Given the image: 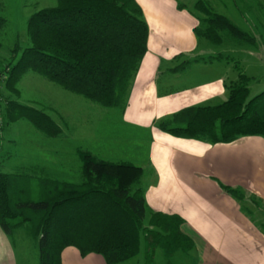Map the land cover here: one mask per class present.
Here are the masks:
<instances>
[{
  "label": "trees",
  "instance_id": "16d2710c",
  "mask_svg": "<svg viewBox=\"0 0 264 264\" xmlns=\"http://www.w3.org/2000/svg\"><path fill=\"white\" fill-rule=\"evenodd\" d=\"M177 6L185 8L182 3ZM192 8L199 13L196 36L214 45L227 37L242 46H257L253 35L216 12L207 0H195ZM3 22L0 20V28ZM26 33L29 44L20 50L16 43L11 49L6 75L0 69V85L16 92L20 78L34 72L104 108L126 105L130 84L147 51L149 33L135 0H57L27 19ZM234 67L237 79L226 86L228 96L222 103L182 109L171 118L156 121V126L177 137L211 144L242 136L264 137V90L250 96L252 77L235 61ZM4 101L6 122L27 119L49 137L60 133L45 111L11 99ZM78 155L79 184L50 179L32 182L26 175L0 172V228L9 235L27 227L38 246L39 264H62L61 253L68 246L82 256L99 254L106 264L134 258L142 240L147 261L156 248L167 259L176 251L193 248L191 237L181 231L180 216L154 211L144 223L146 204L138 186L141 167L103 160L85 150ZM220 186L238 201L245 198L240 188Z\"/></svg>",
  "mask_w": 264,
  "mask_h": 264
},
{
  "label": "crops",
  "instance_id": "0c3cea01",
  "mask_svg": "<svg viewBox=\"0 0 264 264\" xmlns=\"http://www.w3.org/2000/svg\"><path fill=\"white\" fill-rule=\"evenodd\" d=\"M135 1L142 9L149 33L147 51L130 84L127 103L117 108L120 134L127 136L129 149L108 158L103 155H109L108 152L100 146L92 147L91 141L85 139L84 146L79 144L72 148V154L67 153L59 137L64 133L55 120L60 133L49 137L27 119H18L10 123L25 120L38 132L30 131L28 125L22 123L28 134L21 147L19 174L30 177L32 182L50 179L79 184L82 181L79 150L111 162L132 163L142 168L138 186L146 204L144 223L154 211L180 216L183 219L181 231L193 240V248L183 253L187 261L192 264H264V223L256 222L254 212L244 203L247 198L255 197L264 204V137L242 136L229 143L211 144L174 136L155 124L185 108L222 103L228 96L226 86L237 79L234 61L252 77L250 83L256 82L258 74L253 69L264 67V63L260 64L264 51L258 45L229 43L228 46L225 41L214 45L196 36L197 13L182 0ZM260 1L264 11V0ZM178 3L185 8L179 9ZM249 90L251 94L250 86ZM101 110L95 117L93 110L90 111L92 128L86 132L87 138L94 137L96 142H103L102 122L108 117L106 110L109 109L102 107ZM34 139H37V147L32 143ZM40 144L46 147L40 148ZM220 184L242 189L245 198L238 201L225 193ZM0 238H4L0 246L11 258L6 263L14 264L1 228ZM143 250L145 252V244ZM156 250L165 264H174L180 252L176 251L167 259L161 248L154 252ZM61 263L106 264L101 255L82 256L73 246L63 249ZM151 264H154L153 255Z\"/></svg>",
  "mask_w": 264,
  "mask_h": 264
},
{
  "label": "rangeland",
  "instance_id": "374dc122",
  "mask_svg": "<svg viewBox=\"0 0 264 264\" xmlns=\"http://www.w3.org/2000/svg\"><path fill=\"white\" fill-rule=\"evenodd\" d=\"M188 8L193 9L195 0H182ZM216 12H220L231 18L241 29L247 31L256 38L257 45L264 51V11L261 8L260 0H207ZM57 0H0V20L4 21L0 28V69L3 74L6 63L11 58V49L17 43L20 50L29 44L26 33L27 19L40 8L54 6ZM199 15V13H197ZM224 41L237 45L236 42L224 37ZM239 45V44H238ZM20 52V51H19ZM260 64L264 59H260ZM253 71L258 74L256 82L249 84L251 88L250 96L264 90V67L258 66ZM5 75L3 78H5ZM16 84V92L7 89L3 84L0 85V171L10 173H21L20 152L24 138L28 132L22 127L26 123L30 131L38 133L29 122L16 121L15 123L6 122L4 114L6 101L14 100L23 105H29L45 111L62 128L64 134L61 137V147L66 149L67 153H73L72 148L77 145L84 146L85 139L91 141L92 147L103 148L110 158L114 154L119 155L120 150L129 149V143L125 135L120 134V123L118 120L119 111L117 108H104L108 117L103 118V142L93 141L94 137L87 138L86 132L92 128L90 122V111L93 110V117L96 112H102L101 106L81 96L72 94L58 85L46 80L44 77L34 73L27 72L20 78ZM258 84V85H257ZM106 119V120H105ZM95 122V121H93ZM90 127V128H89ZM106 131V133H105ZM43 135V134H41ZM43 137V136H42ZM37 139L32 143L37 145ZM51 143H57V141ZM40 148H45L42 146ZM40 150V149H39ZM95 150V149H93ZM36 177V176H35ZM139 185V184H138ZM254 212L253 219L256 222L264 223V204L257 200L247 198L244 202ZM3 231V230H2ZM5 239L10 246L13 255L14 264H39V251L36 242L32 239L27 227L15 229L11 234L4 233ZM4 241V238H0ZM1 245V244H0ZM144 246V244H142ZM141 245L140 253L137 257L126 261L123 264H151L152 259L147 261L146 252ZM154 264H165L164 259L156 250L153 252ZM183 253L179 252L174 258V264H192L188 258H184ZM9 252L0 246V264H10ZM152 258V257H151ZM8 261V263H6Z\"/></svg>",
  "mask_w": 264,
  "mask_h": 264
}]
</instances>
